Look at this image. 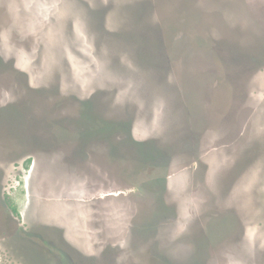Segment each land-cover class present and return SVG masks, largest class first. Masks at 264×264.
<instances>
[{
  "label": "rangeland",
  "instance_id": "obj_1",
  "mask_svg": "<svg viewBox=\"0 0 264 264\" xmlns=\"http://www.w3.org/2000/svg\"><path fill=\"white\" fill-rule=\"evenodd\" d=\"M0 61V264H57L63 251L102 264H264V0H0ZM97 97L115 115L132 110L156 167L98 156L99 174L96 149L71 160L60 152L72 142L39 147L44 121L73 136L68 119ZM159 174L163 195L152 194L180 246L159 232L157 253L129 221L149 199L135 185Z\"/></svg>",
  "mask_w": 264,
  "mask_h": 264
},
{
  "label": "trees",
  "instance_id": "obj_2",
  "mask_svg": "<svg viewBox=\"0 0 264 264\" xmlns=\"http://www.w3.org/2000/svg\"><path fill=\"white\" fill-rule=\"evenodd\" d=\"M101 98L102 101L98 97L95 98L93 103L92 101L86 103L82 101L81 104L84 107L80 112L76 111L75 114L73 113V117L71 116L72 118L68 119L67 124L72 126L73 136L64 137L67 131L58 132L56 130H62L60 126H55L50 122L47 124V120L44 121L43 124L45 128L42 126L41 128L43 130L41 132H45L47 136L38 140L39 147L45 152L55 151L56 149L58 152L62 150L61 146L63 142H65L64 138H66V140L72 142L70 151L71 160L88 158L89 153L87 152V154H85L86 149L94 145H99L101 144L100 142H104L109 151H114L113 156L110 154L112 159L117 156L115 145L117 146L118 143L121 145V151L124 153H127V147L131 148L133 145L141 149L146 148L148 144H145V141L136 140L135 135L131 131L130 126L134 120L133 114L130 112L131 109H124L126 112H118V114L115 115L110 108H103L109 106V103L106 104L107 102H104V98ZM126 105L132 106V104L130 105L128 103ZM100 106L102 107L101 109L99 108ZM103 112L107 113L108 117L106 119H102ZM122 115H125V117ZM59 133L60 135H58ZM158 146L159 148L163 147L161 144H158Z\"/></svg>",
  "mask_w": 264,
  "mask_h": 264
},
{
  "label": "flooded vegetation",
  "instance_id": "obj_3",
  "mask_svg": "<svg viewBox=\"0 0 264 264\" xmlns=\"http://www.w3.org/2000/svg\"><path fill=\"white\" fill-rule=\"evenodd\" d=\"M66 142H69V140L65 139V142H63V144H65ZM101 144L99 145H94L92 147H88L86 149V153H90V151H94L95 149L99 151V156L102 158L104 157V155H102V152L106 154V150L108 149V147L104 144V142H100ZM62 148V146H61ZM116 151L117 153L120 154V150H121V145L118 143L117 146L115 145ZM162 148L165 149V146H163ZM166 153L165 155L169 154L168 149H165ZM61 151V150H60ZM60 151L57 152V149L54 151V153L58 154ZM70 151H71V147L68 148V151L60 152V154H64L66 156L70 157ZM163 156V155H162ZM167 159V158H166ZM168 164V162H167ZM137 170V168H135V171ZM147 174H143V176H145ZM162 175L160 177H150L148 179V177H146V180L140 182L139 184L135 185V189H136V194L138 191H143L146 193L145 197H148V202L143 203L142 201V207L144 208L142 211H140L137 215H133L130 218L129 221V225L130 228L132 230H134V234L137 236L136 241L138 242L139 238H142L145 240L144 236H143V232L146 231V233H150V235H147V239H148V243L147 246L149 248V250L151 251H156L157 252V242L155 243L154 241V237L157 233L162 232V236L161 239L164 241L167 239V241L170 242L169 245H166L168 248H178L180 246V236L175 232V225L172 224V220H174L173 218V213L170 212L166 207L165 204L163 202H161L160 200H155V195L152 194V192H164V188L160 187L161 185H163L164 180L167 179L168 177H163L164 174H159ZM156 187V190H153ZM165 187V185H164ZM163 189V191H161ZM160 196V194H159ZM134 224V228L132 227V225ZM218 228V227H216ZM201 229V228H200ZM197 228V230L194 231V245H193V256H198V258H202L204 255L208 254V243H207V239H205L202 235V233H200L198 230H200ZM145 230V231H144ZM212 232L215 231L214 230V226L212 227ZM174 239V242H173ZM114 244V243H113ZM115 245V244H114ZM150 245V247H149ZM164 245V244H163ZM162 245V246H163ZM158 246V245H157ZM165 247V245L163 246ZM162 247V251L160 252V255H169L167 252H165L164 248ZM117 247H113V249H116ZM134 249L135 255L138 254V249L139 247L136 245V243L132 244V246L130 247V249ZM160 248V247H158ZM166 248V247H165ZM201 250L203 251L201 253ZM94 253V252H92ZM158 253V252H157ZM95 255H97V259L100 260L99 255L94 253ZM109 255H113L112 252L108 253ZM171 260L173 262H180V260L178 261V259H176L175 255H170ZM153 259V258H152ZM102 263H104L103 259L100 260ZM99 263V264H102ZM164 264H170L167 261L164 262ZM112 264V263H111Z\"/></svg>",
  "mask_w": 264,
  "mask_h": 264
},
{
  "label": "water",
  "instance_id": "obj_4",
  "mask_svg": "<svg viewBox=\"0 0 264 264\" xmlns=\"http://www.w3.org/2000/svg\"><path fill=\"white\" fill-rule=\"evenodd\" d=\"M110 99L111 98L108 97L109 101H110ZM128 100L133 102V100H131V99H128ZM113 101H114L115 105H119L121 107L124 106V104L120 105L121 103H123V99L121 100V99L115 98ZM134 111H136V110H134ZM112 112H116V111L112 110ZM117 112L124 113L126 111L121 108ZM127 148H128V149H126L127 153H124L120 150V154L117 153V156L113 157V159L110 157V154L113 156L114 151L111 152L107 149L106 154H105L106 156L103 159L106 160V162L108 164H112V165L120 164V162H123V161H125L126 163H132L134 170H135V168H137L139 170V168H141V167H143L142 169L146 168L147 166L150 167L151 164L153 165L152 167L155 166V164L153 163L155 161V158H156V156L154 157V155H156L155 152L144 151V149H141L140 147L138 148V146H136V145H133V147H131V148H129V147H127ZM98 156L99 155L97 154V157L93 160V162L96 164L95 168H98V171L100 172L99 174H102L103 160L100 157L98 158ZM149 159L151 160L150 165H143V164H142L143 166L141 165V161L143 163H148V162H150ZM141 172L144 173V171H141ZM94 173H96V175H98V172L93 171L92 174H94Z\"/></svg>",
  "mask_w": 264,
  "mask_h": 264
},
{
  "label": "crops",
  "instance_id": "obj_5",
  "mask_svg": "<svg viewBox=\"0 0 264 264\" xmlns=\"http://www.w3.org/2000/svg\"><path fill=\"white\" fill-rule=\"evenodd\" d=\"M105 153H104V157H105ZM36 203V202H35ZM47 212V211H46ZM64 252V251H63ZM60 255L61 258L60 259H55L56 263L59 264V263H84V264H99V263H102L99 259H97V255H95L94 253H91V252H87V253H84V256L87 255V257L85 258L84 257V260H82L81 258V254L80 252H74V253H63ZM65 256H70L71 257V261L68 260V259H64Z\"/></svg>",
  "mask_w": 264,
  "mask_h": 264
}]
</instances>
